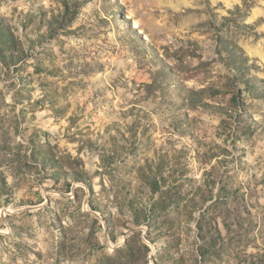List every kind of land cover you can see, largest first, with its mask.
<instances>
[{
    "label": "rangeland",
    "instance_id": "374dc122",
    "mask_svg": "<svg viewBox=\"0 0 264 264\" xmlns=\"http://www.w3.org/2000/svg\"><path fill=\"white\" fill-rule=\"evenodd\" d=\"M0 264H264V0H0Z\"/></svg>",
    "mask_w": 264,
    "mask_h": 264
}]
</instances>
